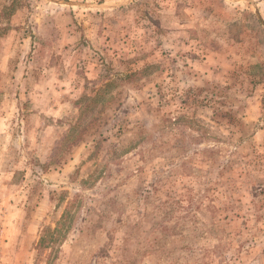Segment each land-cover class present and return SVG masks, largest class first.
<instances>
[{
  "label": "rangeland",
  "instance_id": "rangeland-1",
  "mask_svg": "<svg viewBox=\"0 0 264 264\" xmlns=\"http://www.w3.org/2000/svg\"><path fill=\"white\" fill-rule=\"evenodd\" d=\"M0 264H264V0H0Z\"/></svg>",
  "mask_w": 264,
  "mask_h": 264
}]
</instances>
